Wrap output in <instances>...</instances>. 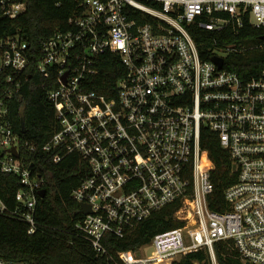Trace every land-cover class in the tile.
<instances>
[{
    "label": "built area",
    "instance_id": "built-area-1",
    "mask_svg": "<svg viewBox=\"0 0 264 264\" xmlns=\"http://www.w3.org/2000/svg\"><path fill=\"white\" fill-rule=\"evenodd\" d=\"M26 6V0H0V20ZM245 21L264 25V0H79L65 25L41 40L36 60L19 33L1 35L0 171L19 177L11 213L27 232L37 229L45 179L21 150L50 154L55 163L76 154L87 172L72 197L89 211L75 228L97 254L108 255L105 233L123 237L171 206L179 225L118 250L121 264H172L199 250L218 264L219 241L242 264H264V66L230 69L226 57L246 47L221 42L228 33L238 35ZM195 26L217 33L213 56L222 58L221 66L200 56ZM105 54L121 66L113 86L105 80ZM31 63L57 82L47 93L55 130L41 144L22 139L10 118ZM203 129L215 133L236 173L223 191L222 209L210 206L214 165L201 146ZM0 264L28 263L0 258Z\"/></svg>",
    "mask_w": 264,
    "mask_h": 264
},
{
    "label": "trees",
    "instance_id": "trees-1",
    "mask_svg": "<svg viewBox=\"0 0 264 264\" xmlns=\"http://www.w3.org/2000/svg\"><path fill=\"white\" fill-rule=\"evenodd\" d=\"M79 0H26L24 12L15 18L1 17L0 36L19 33L38 58L41 40L52 34L56 27L64 26L67 18L77 9ZM200 56L209 59L214 54L217 33L199 26L192 29ZM264 25L252 26L247 21L238 35L227 34L221 42H241L246 47L243 52L231 53L225 65L238 71L255 72L264 66ZM225 37V36H224ZM108 60L103 64L105 80L110 85L121 72L117 57L105 54ZM57 84L52 74L45 76L31 63L22 89L11 101L10 118L13 128L22 139L44 143L55 130L56 119L53 104L47 96L48 90ZM105 92L102 88H95ZM112 87V94H113ZM201 146L208 151L214 168L211 180L214 184L210 206L222 209L223 191L235 182L236 173L232 172L231 161L226 149L219 144L215 133L208 129L201 131ZM32 171L41 174L46 190L44 197L38 198L35 213L37 229L33 234L27 232V224L11 212L16 209V191L21 187L19 177L13 173L0 171V200L5 211L0 212V258L26 261L28 264H121L116 252L136 248L149 241L158 231L177 227L179 223L171 216V206L153 213L127 231L123 237L105 233L102 243L107 254H97L80 236L75 228L83 214L80 204L72 197L73 189L87 172V164L76 154H67L55 163L50 154H28L21 150ZM219 203L216 204L214 199ZM218 264H242L237 253L223 241L214 244ZM172 264H211L207 251L188 253L174 260Z\"/></svg>",
    "mask_w": 264,
    "mask_h": 264
},
{
    "label": "water",
    "instance_id": "water-1",
    "mask_svg": "<svg viewBox=\"0 0 264 264\" xmlns=\"http://www.w3.org/2000/svg\"><path fill=\"white\" fill-rule=\"evenodd\" d=\"M263 38H264V36H263ZM211 59H212V61L217 63L219 66L222 65V58H220L219 56L214 55V56H212ZM10 150L15 154V156H18V153L15 151L14 147L11 148ZM45 192H46L45 188H42L41 190L38 191V194L41 197H44ZM80 210H81L82 213L86 214L89 211V206L86 205L85 203H80Z\"/></svg>",
    "mask_w": 264,
    "mask_h": 264
}]
</instances>
